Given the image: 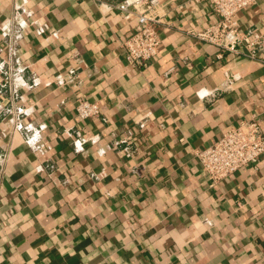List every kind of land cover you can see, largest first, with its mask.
<instances>
[{
    "label": "crops",
    "instance_id": "1",
    "mask_svg": "<svg viewBox=\"0 0 264 264\" xmlns=\"http://www.w3.org/2000/svg\"><path fill=\"white\" fill-rule=\"evenodd\" d=\"M119 1L0 0V264H264V153L214 186L195 156L250 114L264 133V0L239 55L188 33L206 0H158L138 67Z\"/></svg>",
    "mask_w": 264,
    "mask_h": 264
},
{
    "label": "built area",
    "instance_id": "2",
    "mask_svg": "<svg viewBox=\"0 0 264 264\" xmlns=\"http://www.w3.org/2000/svg\"><path fill=\"white\" fill-rule=\"evenodd\" d=\"M218 20L198 31H189L198 42L212 45L220 52L227 51L239 55L244 45L245 34L236 20L239 11L253 6L257 0H206ZM158 0H120L116 9L124 19L136 18L134 31L126 36L121 47L126 62L133 67L143 66L156 56L160 44L156 27L160 17L156 13ZM221 54L218 53V57ZM246 56L254 58L255 53ZM225 87L231 89L234 77L224 72ZM80 119L97 116L99 104L86 99H78L75 105ZM264 153V133L258 114L253 113L237 125L226 128L210 146L195 151L200 170L210 186L218 184L237 169L251 166Z\"/></svg>",
    "mask_w": 264,
    "mask_h": 264
}]
</instances>
